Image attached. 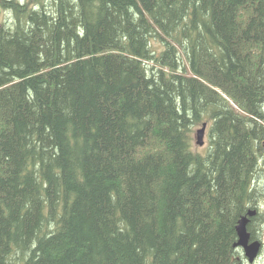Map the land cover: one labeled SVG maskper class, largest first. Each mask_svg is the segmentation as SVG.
<instances>
[{
    "label": "trees",
    "instance_id": "trees-1",
    "mask_svg": "<svg viewBox=\"0 0 264 264\" xmlns=\"http://www.w3.org/2000/svg\"><path fill=\"white\" fill-rule=\"evenodd\" d=\"M2 6L0 264H242L239 219L264 235V0Z\"/></svg>",
    "mask_w": 264,
    "mask_h": 264
},
{
    "label": "water",
    "instance_id": "water-1",
    "mask_svg": "<svg viewBox=\"0 0 264 264\" xmlns=\"http://www.w3.org/2000/svg\"><path fill=\"white\" fill-rule=\"evenodd\" d=\"M207 130V122L202 124V127L197 130L198 145L205 144V135ZM256 214V210H249L246 215H243L237 224L238 240L235 242V247H240L244 250L245 256L250 263H254L260 254L262 243L260 240H251V233L248 230L250 217Z\"/></svg>",
    "mask_w": 264,
    "mask_h": 264
},
{
    "label": "rangeland",
    "instance_id": "rangeland-1",
    "mask_svg": "<svg viewBox=\"0 0 264 264\" xmlns=\"http://www.w3.org/2000/svg\"><path fill=\"white\" fill-rule=\"evenodd\" d=\"M2 1L0 0V27L2 25L5 26H11V24H13L14 21V17H13V12L12 10H10L9 8H5L2 6ZM25 2H27L28 0H24ZM207 130H206V135H205V144L204 145H198L196 143L197 141V130L199 128L202 127V125H198L195 127L194 132H193V148L195 151H199L200 153H206L207 151H205L208 148V140H209V136H208V131H209V123H207ZM264 206V200L261 201V207ZM247 264H250L249 262ZM257 264H264V251L262 253V256L259 260V262H257Z\"/></svg>",
    "mask_w": 264,
    "mask_h": 264
},
{
    "label": "flooded vegetation",
    "instance_id": "flooded-vegetation-1",
    "mask_svg": "<svg viewBox=\"0 0 264 264\" xmlns=\"http://www.w3.org/2000/svg\"><path fill=\"white\" fill-rule=\"evenodd\" d=\"M258 240L261 241L262 246H261L260 254H259V256L257 257V259L255 260L254 263H250V262L248 261L247 257L245 256L244 250H243L242 248H240L241 251H242V253H243V255L245 256V258H244L243 261H242V264H247L248 262H249L250 264H257V262H259V260H260V258H261V256H262V253H263V251H264V235H263L260 239H258Z\"/></svg>",
    "mask_w": 264,
    "mask_h": 264
},
{
    "label": "bare ground",
    "instance_id": "bare-ground-1",
    "mask_svg": "<svg viewBox=\"0 0 264 264\" xmlns=\"http://www.w3.org/2000/svg\"><path fill=\"white\" fill-rule=\"evenodd\" d=\"M251 210H256V209H251ZM256 212H257V210H256Z\"/></svg>",
    "mask_w": 264,
    "mask_h": 264
}]
</instances>
